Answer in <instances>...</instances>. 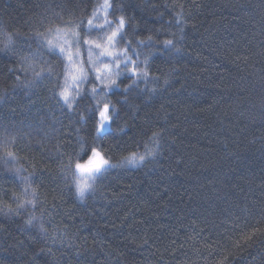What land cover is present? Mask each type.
<instances>
[{
  "label": "trees",
  "instance_id": "obj_1",
  "mask_svg": "<svg viewBox=\"0 0 264 264\" xmlns=\"http://www.w3.org/2000/svg\"><path fill=\"white\" fill-rule=\"evenodd\" d=\"M41 2L0 0V30L24 24ZM171 2L155 0L157 8L153 0H116L117 11L122 5L138 22L131 31L157 39L178 34L180 51L149 44L160 49L155 67L175 69L170 83L139 92L136 116L127 113L132 140L142 120L167 134L145 165L106 170L105 191L86 203L69 207L65 194L57 216L74 221L84 247L65 253L63 264H264V0H175L188 13L186 24L168 19ZM37 85L2 94L0 146L8 137L4 127L55 135L58 113ZM119 142L131 141L125 133ZM23 175L0 160V185L22 182ZM41 179L57 190L55 178ZM26 216L0 211V264H56L39 231L42 221L28 226Z\"/></svg>",
  "mask_w": 264,
  "mask_h": 264
},
{
  "label": "clouds",
  "instance_id": "obj_2",
  "mask_svg": "<svg viewBox=\"0 0 264 264\" xmlns=\"http://www.w3.org/2000/svg\"><path fill=\"white\" fill-rule=\"evenodd\" d=\"M152 6L159 8L155 0ZM119 7L117 11L116 0H79L72 4L42 0L24 24L9 22L0 30V54H4L6 65V73L0 76V99L3 93L39 82L37 86L51 102L50 111L58 113L52 118L56 125L53 136H29L4 127L8 137H14L12 133L17 136L0 146V160L11 161L16 171L26 175L22 182L0 185V211L27 213L28 226L42 221L39 231L56 264H63L65 253L78 254L84 247L74 221L57 216L58 206L68 203L65 194L71 196L69 207L86 203L88 195L105 191L106 170L122 168L126 163L132 167L145 165L159 154L161 140L167 134L165 129L142 120L145 127L132 140L134 122L127 113L132 109V116H136L138 105L133 98L139 92L155 93L170 83L175 69L155 67L154 57L160 49L149 44L175 46L180 51L178 34L157 39L155 34L131 31L138 28V22L122 10V5ZM167 7L170 21L186 24L188 13L182 5L172 0ZM60 29L67 33V40L60 42L64 50L49 44ZM7 53H11L10 59ZM72 65L79 68L75 77L69 74ZM65 86L71 91L67 101L60 96ZM109 126L111 133L106 132ZM125 133L131 142L121 146L120 137ZM13 145L15 151L10 150ZM8 151L15 153V159L6 155ZM94 152L107 163L81 173L76 165L86 164ZM132 153L137 154L135 162H130ZM43 175L57 180L56 191L43 183ZM83 177H87L89 187L81 196L77 185Z\"/></svg>",
  "mask_w": 264,
  "mask_h": 264
},
{
  "label": "snow or ice",
  "instance_id": "obj_3",
  "mask_svg": "<svg viewBox=\"0 0 264 264\" xmlns=\"http://www.w3.org/2000/svg\"><path fill=\"white\" fill-rule=\"evenodd\" d=\"M66 40H67L66 31L64 29H60L57 31L56 36L53 39L49 40V44L58 46L62 50H64V44L60 42L66 41ZM166 43H171V41H166ZM68 51L70 55V50ZM72 69H75V71H73ZM78 71H79L78 66L72 65V67L69 70V74L72 77H75ZM70 95H71V91H70V88L67 86H65V88H63L60 91V96L63 97L65 101L68 100ZM10 139H14V137H7L4 143L8 142ZM6 155L9 158L15 159V153L13 151H8ZM130 156H131L130 162H135L137 158V154L132 153L130 154ZM139 159H143V156H140ZM104 163H107V161L103 160V157L98 152H94L93 156L89 159V161L86 164L78 163L76 167L80 169L81 173H88V172L93 171L96 168L102 167ZM17 171H19V169H17ZM77 187H78V191L80 192L81 196H83L85 190L89 187V185L87 184V177H83L82 179H80ZM260 231L264 232V229H261ZM249 238L250 237H245V239H249Z\"/></svg>",
  "mask_w": 264,
  "mask_h": 264
},
{
  "label": "rangeland",
  "instance_id": "obj_4",
  "mask_svg": "<svg viewBox=\"0 0 264 264\" xmlns=\"http://www.w3.org/2000/svg\"><path fill=\"white\" fill-rule=\"evenodd\" d=\"M108 128H109V127H108ZM108 128H106V130H107Z\"/></svg>",
  "mask_w": 264,
  "mask_h": 264
}]
</instances>
